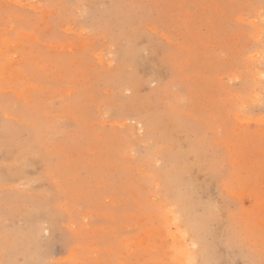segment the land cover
<instances>
[{
	"label": "rangeland",
	"instance_id": "obj_1",
	"mask_svg": "<svg viewBox=\"0 0 264 264\" xmlns=\"http://www.w3.org/2000/svg\"><path fill=\"white\" fill-rule=\"evenodd\" d=\"M0 264H264V0H0Z\"/></svg>",
	"mask_w": 264,
	"mask_h": 264
},
{
	"label": "bare ground",
	"instance_id": "obj_2",
	"mask_svg": "<svg viewBox=\"0 0 264 264\" xmlns=\"http://www.w3.org/2000/svg\"><path fill=\"white\" fill-rule=\"evenodd\" d=\"M177 248V246H175ZM180 255V254H179Z\"/></svg>",
	"mask_w": 264,
	"mask_h": 264
}]
</instances>
